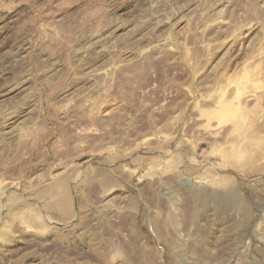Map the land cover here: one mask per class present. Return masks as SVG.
Instances as JSON below:
<instances>
[{"label": "rangeland", "instance_id": "374dc122", "mask_svg": "<svg viewBox=\"0 0 264 264\" xmlns=\"http://www.w3.org/2000/svg\"><path fill=\"white\" fill-rule=\"evenodd\" d=\"M0 264H264V0H0Z\"/></svg>", "mask_w": 264, "mask_h": 264}]
</instances>
